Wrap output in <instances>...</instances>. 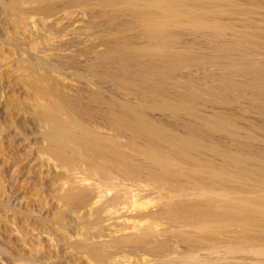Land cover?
<instances>
[{"label": "rangeland", "instance_id": "374dc122", "mask_svg": "<svg viewBox=\"0 0 264 264\" xmlns=\"http://www.w3.org/2000/svg\"><path fill=\"white\" fill-rule=\"evenodd\" d=\"M263 88L264 0H0V264H264ZM56 97L78 100L99 120L109 102L143 100L149 117L167 120L163 126L179 134H186L184 123L203 126L210 119L211 128L196 138L207 143L202 155L216 169L227 168L221 182L201 191L210 196L214 213L224 216L200 229L173 224L169 216L158 218L156 226V219L159 232L150 243H166L160 257L151 245L152 250L123 240L127 245L119 246L115 240L142 232L146 223L138 220L139 207L158 210L167 194L159 190L162 185L117 171L112 181L125 186H117L102 206H91L100 212L77 203L68 210L67 202L55 201L61 190L51 183L65 169L48 159L58 168L53 170L39 156V111ZM169 104L172 110L163 112ZM103 125L98 128L104 134L115 132ZM118 134L115 141L142 159L130 147V136ZM131 183L135 193L128 195H136V202L107 200ZM89 245L105 254L94 256Z\"/></svg>", "mask_w": 264, "mask_h": 264}, {"label": "bare ground", "instance_id": "6f19581e", "mask_svg": "<svg viewBox=\"0 0 264 264\" xmlns=\"http://www.w3.org/2000/svg\"><path fill=\"white\" fill-rule=\"evenodd\" d=\"M152 35H154V34H152ZM154 53H152V54L156 55V53L155 54ZM160 58H161V56H160ZM173 58L174 57H172V59H171L172 61L175 60V59L173 60ZM155 59H156V56H155ZM157 59H158V57H157ZM160 60H162V59H160ZM168 62H170V60ZM159 63L161 64L160 61H159ZM160 64H157V65H160ZM162 65H164V64H162ZM162 67L164 68V66H162ZM258 68H259V66L257 67V69ZM230 86H232V85H230ZM46 92H44V93H46ZM55 95H57V94L55 93ZM137 96L138 95H136L135 97H137ZM144 97H145V95L143 96V98ZM56 98H54L51 101V103L46 105V106L43 104L44 108L42 107L41 110L39 109L40 110L39 111V119L41 117L40 125L43 128V131L41 130L42 131L41 137H42L43 142H44L43 146H40L41 149H39V156H41L45 160V161L43 160L44 163H46V161L48 163L49 160H52L53 162L59 161L58 164H56L55 162H54V164L58 165V167H61V164H62V168L65 169V172H63V171L59 172L57 170L58 169L57 167H56L57 169L54 168L56 165H53L52 161H49V163L50 162L52 163V164L50 163L51 167H52V165L54 166V167H52L53 170H57L56 172L60 173L57 178L54 179V177H56L54 175H53V178H51L52 180L54 179L53 183H51V184L55 183L54 184L55 188L58 187V189H55V190L56 191L61 190L60 194H59V192L58 193L56 192L58 194V196L55 194L56 195L55 201L58 200V201L67 202V204L64 202L66 204L65 208L69 207L70 205H76V203L78 204V207L81 205H82V207L84 206V209L87 205L88 206L90 205L89 208H91V210H92L91 206H93V207L94 206L97 207L98 205L102 206L101 202H104L103 199L108 197V195L110 193L112 194L114 190L116 191L117 186H119L120 184L121 185L123 184L121 182L112 181L113 179L116 178V177L113 178V176L115 175L114 173H116L117 171L121 172L122 175H124L126 178H129V179H137L138 181H141V182H143V181L146 182V180H149L148 182H150V180H151L155 183L154 184L155 186H156V184H158L159 186L162 185L160 187L161 189H159V190L166 189V191L165 190L164 191L167 192V194L163 191L164 192L163 195L166 194V198H164L165 195L163 197L159 195L161 198H164V200L165 199L166 200L163 201V203H162V200H161V203L158 202L159 204H161V206L158 204L159 205L158 210L157 209L156 210H150L148 208L149 204L145 205L148 203V202L146 203V201H144L145 204L142 203L143 206L145 205L143 208H140L141 206L139 207V209H141V213L138 212V214H137L138 216L137 215L136 216L138 218H140V219H138V220H140V222H141V220H142V222L144 220V223L147 224V225L143 224L146 227L143 226L144 229L142 230V232L140 234H136V235L134 233L133 235H135V236H133L131 234L132 236L126 237L124 239L122 238V240H120L119 238H118V241L115 240L116 242H119V243H120V241L122 243L123 240L127 243L129 242L130 244L136 243L135 245L137 247L142 245L143 248L145 245H146V247L148 245H151L152 243H150V242H152L156 238V237H154V234L156 236L157 235L156 233H158L159 230L154 229V228L156 226L161 225L160 220L158 221V218L161 219V217H163V216L164 217L166 216L165 218H163V221H164V219H168L170 217L171 219H168V220H170V221L172 220L173 222H171V223L175 224V222H181L182 226L183 225H185L186 227L190 226V228H192V229H193V227L200 229L199 224H201V226H202V224H203V226H205L206 224L208 225L209 223H211L214 218H221L224 216L222 213L219 215L214 213V205L212 204V200H211L210 196L201 191L202 188H209L211 185H213L214 182L218 181L217 179L223 178L222 176H224V174L226 173L225 169L227 168L225 166L221 169H216L214 167V164H213L214 160L207 159L208 157L205 158L202 155L203 154L202 150L207 149L208 145L204 146L207 143L206 144L200 143L201 139L200 140L197 139L196 136H197V133L199 134V132H201L203 130H209V128H211V127H209L210 124L208 123V121L209 122L211 121L209 118H208L209 120H207V122H203L204 123L203 126H196V125L192 126L189 123L184 125L185 124L184 123L183 126L186 129L185 130L186 134H184L179 129L182 132L181 134H184V135H181L178 133L179 131L178 132L169 131V129H167V128H169L168 126H167V128H165L163 126L165 123L168 122L167 120H165L166 122L163 123L162 122L163 119H161L162 120L161 123H163V124H161L160 122L159 123L157 122L158 120L154 121V119H156V118L154 116H152V117H154V119H152L151 114L149 117V114L147 113L148 111L146 110V106H145L146 102L144 103L143 100H138L136 102H133L132 99L129 100L130 99L129 98L128 100L118 99L119 101H116V102L114 101V103L109 102L110 105L106 104L109 107V110L107 109L108 111L105 113H104V111H102L105 114V116H102V117L103 118L105 117V118L104 119L102 118L103 120H101V119L99 120L98 119L99 117H98V114L96 113V111L93 112L92 110H90L91 113H93L90 115L89 110H86L87 108L84 106H80L81 104H79V102H77L78 100L74 101L72 99H64L63 97L57 98V99ZM143 98H141V99H143ZM149 98H151V97H148L147 100H149ZM122 99H124V98H122ZM126 99H127V97H126ZM169 99H171V98H169ZM114 100H115V98H114ZM171 102L173 103L174 101H171ZM148 103H150V101H148ZM174 103L176 104L177 101ZM162 104H164V103L162 102ZM170 104L168 106H166L165 108H163V112L166 108L169 109V107H171ZM154 105H156V104L154 103ZM183 105H185V104H183ZM157 106H158V102H157ZM187 106H189V105H187ZM82 107L85 108V110ZM153 107L155 108L156 106H153ZM180 107H183V106H181V104H180ZM99 108L101 109V107H99ZM184 108H186V107L184 106ZM92 109H95V108H92ZM188 109L190 110V108H188ZM158 110L160 111V108ZM169 110H172V109H169ZM175 110H177V109H175ZM87 112H88V114H87ZM98 112L100 113V111H98ZM194 113H189V115L193 114V116L195 117L196 115H194ZM96 114H97V116H96ZM104 114H101V115H104ZM174 115L176 116L175 113H174ZM193 116H192V119H193ZM199 118H200V114H199ZM195 119H196V117L194 118V120ZM174 120H176V119H174ZM101 121L102 122L104 121L103 123L105 125H103V123ZM198 121H200V120H198ZM169 123H171V122H169ZM181 123H183V122L181 121ZM96 124H98L97 125L98 127L103 125V127L105 126L106 128H108V130L111 129L112 132L114 130L115 132L117 131V133H116V135H113L115 132L113 134L111 133L110 135L108 133L104 134L103 132H101V130H99L98 127H96ZM166 125H168V124H166ZM175 125L178 127L177 124H175ZM173 126H174V124H173ZM179 126H182V124H179ZM177 127H174V128H177ZM182 127H180V128L182 129ZM171 130H172V128H171ZM182 130L184 131V129H182ZM109 133H110V131H109ZM118 133H120V135L126 134L123 137L125 138L127 136L126 139H128V140H129L128 135L130 136V145L131 146L130 145L129 146L133 150H137V152L143 156L142 159H141V157L139 158L138 155H135L136 153L135 154L129 153L128 150H126V148H125V150H126L125 151L124 146H126L127 144L123 145L125 143H121L122 144L121 145L120 142H122V141H119L120 139L115 141V138H118L116 136H119ZM111 135L114 138H112ZM120 138H122V135L120 136ZM136 139H138V140H136ZM128 140H127V142H128ZM138 141L140 144L138 143ZM130 147H129V149H131ZM209 147H210V145H209ZM41 157H39V158L41 159ZM234 161L237 164L238 163L242 164L245 162L240 158H234ZM45 165H47V167L49 166V164H45ZM198 166L200 168H202L203 172L206 174L205 178H199L196 175V172H195L196 168L195 167H198ZM43 167H44V165H43ZM118 172L116 174L120 175V173H118ZM78 178H80V179L78 180ZM221 180H223V179H219V182H221ZM78 182H80V185L77 184ZM81 184H84V185L82 187H80ZM151 184H152V182H151ZM76 185H78L80 188ZM132 185H134V184L131 183V188H127L128 190L126 189V192L124 191V193H123L121 191V193L119 192L120 195L117 192V193L113 194V196L110 197V199H107V200L119 202V200H121V197H123V198L130 199L129 201H131V204L133 201L136 202L137 198H136V200H134L136 195H134L133 193H130V194H133L134 197L132 195L131 196L128 195V193L130 191L132 192L134 190V188L132 189V187H133ZM126 187H127V184H126ZM126 187H123V188H126ZM120 188H122V187L120 186ZM191 189H193L195 192H192L193 190L190 191ZM123 190H125V189H123ZM159 190H158V192H159ZM119 191H120V189H119ZM160 193H162V191L159 192V194ZM109 196H111V195H109ZM56 197H58V198H56ZM176 197H180V198L187 197V198L184 200H177ZM44 198H45V196H44ZM107 200H106V203H107ZM58 201H57V203H58ZM123 202H124V200H123ZM54 203H56V202H54ZM72 203H74V204H72ZM68 204H70V205L67 206ZM124 204H127V203H124ZM263 204H264V202H263ZM57 205H58L57 207H59V203ZM119 205H121V204H119ZM134 205H136V203H134ZM71 207H74V206H71ZM71 207H70V209H72ZM76 207H77V205H76ZM82 207H80V208H82ZM96 207H94V208H96ZM111 207H113V206H111ZM122 207H123V205H122ZM130 207H132V206H128V210L130 209ZM46 208H48V207H46ZM80 208H78V209H80ZM94 208L92 211L96 210ZM133 208H135V207H133ZM61 209H59V211L56 210L57 213L59 212L58 215L63 213V212H60ZM67 209L69 210V208H67ZM101 209L102 208L99 207V209H98L99 212ZM123 209H125V207ZM139 209H138V211H139ZM98 210H96V211H98ZM133 210L134 209H132V211ZM25 211H26V209H25ZM25 211H23V212H25ZM105 211H106V208H105ZM109 211H110V209H109ZM73 212L76 213L77 210L74 208ZM79 212H77V213L79 214ZM51 213H52V210H51ZM139 213H140V216H139ZM96 215L98 217V214H96ZM62 216L59 217V219L61 218L63 220L65 218V217L62 218ZM49 217H50V211H49ZM52 218H53V216H52ZM48 219H50V218H48ZM134 219H135V217H134ZM138 220H137V222H139ZM155 220L157 222H155ZM58 221L59 220L57 219V222ZM151 221L153 222V224L150 223ZM154 222L157 224H159V223L160 224L154 226L155 225ZM92 223H94V222H92ZM141 223H138V224L140 226H142ZM134 224H136V223H134ZM177 224L178 223H176V226H177ZM156 228H158V227H156ZM139 229H140V227H139ZM155 230L156 231L158 230V231L154 232ZM124 236H126V235H124ZM153 237H154V239L152 240ZM59 238H60V236H59ZM89 240H90V238H89ZM156 242H158V241H156ZM161 242L157 243V244L154 243V245H151V246H153V248L155 247L156 250L159 249L158 250L159 254H158V252H157V254L160 255V257L163 256L162 254H163L164 248L166 246L165 242H162V243ZM115 243H113V244H115ZM81 244H82V246H81ZM120 244H119V246L127 245L126 243L124 245H122V244L120 245ZM134 244H133V246H134ZM155 244L157 247L155 246ZM117 245H118V243H117ZM117 245L115 244L113 246L118 247ZM167 245L169 246V243ZM80 246L83 247V249L85 247H87V246L84 247L83 243H80ZM151 246L150 247L148 246L149 248L147 247V249L151 248V250H152ZM139 248H141V247H139ZM161 248L163 249V251L160 254ZM87 249H90V251H91V245H89V248H87ZM94 249H96V248H94ZM94 249H92L94 252L91 251L92 253H94V256L101 257L100 255L105 254L104 252L99 251L98 249L97 250H94ZM101 250H102V248H101ZM156 250H155V253H156ZM86 251H89V250H86ZM100 252H102L103 254H100ZM164 255H165V253H164ZM158 264H169V262H165V261L163 262L162 261ZM171 264H174V263H171Z\"/></svg>", "mask_w": 264, "mask_h": 264}]
</instances>
